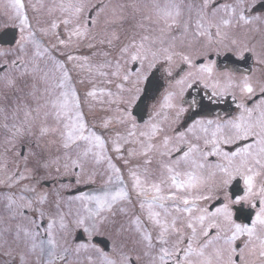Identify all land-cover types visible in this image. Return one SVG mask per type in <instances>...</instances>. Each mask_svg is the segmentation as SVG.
Wrapping results in <instances>:
<instances>
[{"label": "snow or ice", "instance_id": "obj_1", "mask_svg": "<svg viewBox=\"0 0 264 264\" xmlns=\"http://www.w3.org/2000/svg\"><path fill=\"white\" fill-rule=\"evenodd\" d=\"M9 7L15 12L20 31L17 54L10 60L15 67L27 63L29 43L40 45L31 30L24 0H10ZM60 7L62 11L73 9L60 21L72 26L70 38L86 36L89 25L95 22L81 21L86 5L69 3ZM129 7L134 21H130L131 27L142 31L137 33L138 39L133 35L120 48L111 73L117 91L107 92L113 98L109 103L117 106L116 122L125 126L123 134L117 131L112 138V150L120 154L124 144L140 146L139 151H128L129 157L142 160L127 168V180L108 155L105 139L90 129L63 64L57 65L61 70L58 78L50 77L38 64L16 77L0 78L5 82L0 90V127L11 134L5 153L12 152L25 161L24 172L17 170L8 176L9 188L24 180L39 184L51 176V169L60 173L61 167L66 173L73 172L79 183L89 162L107 164L101 173L105 177L102 193L75 198L84 212L76 215L73 230L86 233V241L73 236L69 243L67 237L72 232L61 211L63 198L58 188L37 192L35 186L24 185L23 191L35 193L41 205L49 203L51 197L54 209H40L39 223L25 216L31 229L11 224L24 213L14 210L16 201L6 195L3 207L8 215L0 216V264H264V11L257 14L258 9H264V0H233L229 4H217L216 0H151L150 4L133 3ZM220 9L224 15H219ZM123 11L120 5L113 9V16L121 22L128 20ZM145 21L152 26L148 34H142L148 32ZM50 27L59 25L53 21ZM41 31L47 35L44 29ZM189 34L193 41L206 43L190 41L178 49L176 41L180 39L183 44L182 38ZM113 38L119 39L115 33ZM221 46L232 53L233 64L251 58L256 67L218 71L210 57L213 52L219 55ZM10 55L11 50H0V57ZM129 62L139 67L129 69ZM6 68L7 63L0 66ZM154 71L163 73L168 88L152 105L148 119L139 123L137 117L143 113L145 101L159 91ZM197 84L211 88L209 102L225 95L239 99L236 114L191 119L181 131L178 126L186 114L208 108L202 101L184 100L185 92ZM86 96L96 98L95 88ZM111 123V118L106 119L103 127L107 129ZM166 128H171L174 135H168ZM17 145L23 151H14ZM209 157H216V162H210ZM124 164L131 161L126 159ZM0 167L6 169L7 164ZM95 175L93 170L89 181L94 182ZM233 182H242L241 195L234 196L230 191ZM132 192L139 215H130ZM32 203L28 200L19 207L31 208ZM244 204L253 212L245 221L237 222L236 206ZM118 216L128 218L127 227ZM57 222L64 233L63 244L54 234ZM97 234L111 239V251L93 242Z\"/></svg>", "mask_w": 264, "mask_h": 264}, {"label": "rangeland", "instance_id": "obj_2", "mask_svg": "<svg viewBox=\"0 0 264 264\" xmlns=\"http://www.w3.org/2000/svg\"><path fill=\"white\" fill-rule=\"evenodd\" d=\"M151 0H24L26 5V15L29 17V22L32 25L31 30L35 32V39L39 43V47L29 43L27 45V56L25 57L26 64H19L18 66H12L10 60L12 55H16L15 49L17 47V41L20 38V31L18 26V20L15 19V12L9 7L10 0H0V31L5 28H13L16 30V40L12 46H0V50L9 51L11 50V55L8 57H0V66H3L7 63L6 69H0V78L4 76L16 77L21 71L31 70L33 64H38L41 69L49 73V76L52 78H58L61 75V70L57 67L59 64H63L64 68L69 71L71 77L70 83L77 90V94L81 99L82 111L85 113L87 123L91 130L97 132L101 135L106 141V147L108 148V155L112 157V162L121 169L122 173L127 180V168L131 165L141 162L142 158L140 157H129L128 151L130 149H136L139 151L140 146L135 143L124 144L120 154H117L112 150V138L115 136L117 131L122 134L125 132V126L120 125L116 122V117L119 115L115 104L109 103L112 97L107 96L108 91L115 93L117 90L115 88L116 78L111 76V73L115 70V62L120 56V48L129 42L133 35H137L138 32L142 30H133L131 27V13L132 9L129 7L133 3L138 5L150 4ZM78 4L84 3L86 5L85 12L81 16L82 22H87L89 20H94L95 22L89 25V32L86 36L77 37L75 35L70 38V31L72 26H65L60 21L66 16H70L73 12V9L68 11H62L60 5L64 4ZM217 4H229L233 3V0H216ZM123 5L124 11L123 15L128 17V20L123 22L119 21L117 17L113 16V9H117L118 6ZM147 11V9L145 10ZM264 9H258L257 14ZM224 10L220 9L219 15H224ZM194 15V14H193ZM137 19L140 18L137 14ZM56 21L59 25L58 28L52 29L50 24ZM115 21V22H114ZM131 21V23H130ZM194 23V21H193ZM145 26L148 29V32H143L142 34H148L151 32L152 26L145 21ZM44 29L47 32L41 31ZM113 33H115L119 39L113 38ZM175 34V33H174ZM139 36L137 35V39ZM259 37H257L258 39ZM178 39L176 41L177 48L186 47L187 44L191 41L193 43H206V41H193V37L189 34L188 37ZM60 40L65 41L64 44L59 43ZM111 40L112 43L109 44L108 41ZM54 45V46H53ZM107 53V55H105ZM68 56H72L74 59L69 61ZM217 64L218 71H223L226 67L233 68L232 60L234 57L231 52L226 51L221 46L219 49V55H216L215 52L210 57ZM251 61V65L249 66ZM123 64V60L121 61ZM244 64L241 66L240 64ZM239 68L241 71H246L249 68H255L251 58L246 61H241ZM112 65V66H105ZM129 69H134L139 67L138 63L129 62L126 65ZM101 73H108V75H102ZM157 73V75H156ZM257 71V75H259ZM154 78L159 81V91L156 93V96L153 99L147 101L145 119L147 120L152 111V105L156 103L159 99L160 94L168 88V81L161 71H154ZM161 76V77H159ZM109 80L114 81L113 83H108ZM162 80V83H161ZM4 80L0 79V90L4 88ZM95 88L97 92L96 98L87 97L86 94L88 91ZM211 93V88H204L202 85H195L193 88L188 89L184 94V100L188 103H191L193 99L198 100L199 95L204 104L210 103L208 96ZM211 102L220 104L223 108H219L215 113L209 115H203L200 118L215 119L217 117L227 118L231 115L236 114V106L240 102L239 99L234 100L231 96L225 95L219 98H213ZM187 107V103L185 104ZM186 116V115H185ZM112 119V123L109 128H104L103 123L106 119ZM185 118V117H184ZM9 124L12 122L8 121ZM143 122V121H142ZM139 122V123H142ZM182 122V121H181ZM3 121L0 119V124ZM177 127V126H173ZM181 131L184 130L180 125L178 126ZM168 135H174L171 128H166ZM10 133L7 132L3 127H0V165L7 164V168L0 167V181L5 183H0V216L7 217L8 213L4 210V204L7 201L4 199L6 195H11L12 198L16 201V204L13 205L14 210L24 213V215H17L14 220L11 221L12 225L20 224L22 227L31 229V225L28 223V219L25 218H35L37 223L39 220V210L44 209L45 211H54L51 206V197L49 203L41 205L38 203L36 194L32 192L23 191L24 185L35 186L37 192H46L50 188H58L62 196L61 200V211L66 214V222L68 223V228L72 232V235L68 236L67 239L69 243L72 242V237L77 235L78 231L82 230H73L74 225L73 221L76 218L78 213L83 214L84 209L80 201L75 198L81 195H98L102 193L104 188V178L101 176V173L107 168V164L103 163L101 165H94L89 162L85 172L81 175L80 182H76V176L73 172H65L64 168L61 167L60 173H56L55 169H51V176L46 177L41 180L39 184H35L34 181L24 180L16 184L14 187L9 188L7 183L10 181L7 180L8 176L12 175L14 171L24 172L25 161L20 156H14L12 152L5 153V148L7 147L6 141L10 138ZM16 152H21L23 149L17 145V148L14 150ZM55 151V149L53 150ZM26 154V153H25ZM122 156L123 158H118ZM130 160V165H125L124 160ZM216 157H209L210 162H216ZM29 167H32V164L29 163ZM95 170L96 175L94 182L89 181V174ZM73 180V182H72ZM85 188L83 192H78L80 188ZM240 187L242 188V182H240ZM129 188H131V182L129 181ZM23 196L25 199L21 200L20 197ZM133 203L129 205L130 215L132 212L139 215L140 209L139 204L136 202L135 193H131ZM28 200H32L31 208H22L20 205L26 204ZM240 206L241 209L246 208L247 210L253 212L247 204L237 205L236 209ZM235 218L237 222L243 221L240 217L239 212H235ZM117 219L125 224L127 227V217L118 216ZM48 217L45 216L44 224L46 225ZM43 233V227L40 229ZM54 234L56 239L60 241L61 244L64 243V240L61 237L64 233L59 227V222H57L56 228L54 229ZM23 235V234H22ZM82 235L88 239L87 234L82 232ZM100 236L106 237L112 248L111 239L104 234H97ZM21 248L23 245L21 244ZM147 258H145L146 260Z\"/></svg>", "mask_w": 264, "mask_h": 264}, {"label": "water", "instance_id": "obj_3", "mask_svg": "<svg viewBox=\"0 0 264 264\" xmlns=\"http://www.w3.org/2000/svg\"><path fill=\"white\" fill-rule=\"evenodd\" d=\"M15 38H16V30L13 29V28H6V29H4V30H2L0 32V45H9V46H11L14 43ZM145 104H146V101H145ZM141 116H143V113L141 114ZM141 116L137 117V120L139 122L142 120ZM238 184L239 183L234 182L233 186L230 189V191L232 192V194L234 196H237L241 192V190L238 188ZM237 211L239 212L240 210L238 209ZM248 216L249 215H246L244 217V219L247 218ZM94 240L95 241H99L101 243H104V241H105L104 238H94Z\"/></svg>", "mask_w": 264, "mask_h": 264}, {"label": "flooded vegetation", "instance_id": "obj_4", "mask_svg": "<svg viewBox=\"0 0 264 264\" xmlns=\"http://www.w3.org/2000/svg\"><path fill=\"white\" fill-rule=\"evenodd\" d=\"M241 63V62H240ZM241 66H244V64H240ZM233 66L234 67H236V66H239L238 64H233ZM249 66H251V61H250V64H249ZM216 98H219V97H216ZM200 102V101H199ZM208 105V108H207V110H205V111H209V112H211V113H215L219 108H223L220 104H218V103H215V102H210V103H208L207 104ZM193 112H195V113H199V112H201L199 109H194V110H192ZM188 124V123H187ZM182 126H183V124H182ZM76 238L78 239V240H81V241H86V238L84 237V236H81V235H79V234H77L76 235ZM96 244V243H95ZM108 244V243H107ZM98 247H100L101 248V245L100 244H96ZM108 248H107V250L106 251H111V243H110V241H109V244H108V246H107Z\"/></svg>", "mask_w": 264, "mask_h": 264}]
</instances>
